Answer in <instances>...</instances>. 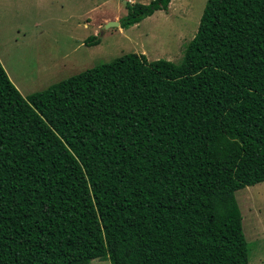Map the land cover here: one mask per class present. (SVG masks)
I'll list each match as a JSON object with an SVG mask.
<instances>
[{
    "label": "trees",
    "instance_id": "1",
    "mask_svg": "<svg viewBox=\"0 0 264 264\" xmlns=\"http://www.w3.org/2000/svg\"><path fill=\"white\" fill-rule=\"evenodd\" d=\"M263 182L264 0H207L179 64L124 54L23 97L0 63V264H248L235 194Z\"/></svg>",
    "mask_w": 264,
    "mask_h": 264
},
{
    "label": "rangeland",
    "instance_id": "2",
    "mask_svg": "<svg viewBox=\"0 0 264 264\" xmlns=\"http://www.w3.org/2000/svg\"><path fill=\"white\" fill-rule=\"evenodd\" d=\"M150 1L18 0L24 10H33L41 26L34 31L28 28L25 40L18 44L1 48L6 62L0 63L11 83L21 84L19 90L15 87L23 97L124 54L179 64L196 34L207 0H172L167 12L157 11L129 29L105 27L126 15V3ZM13 3L0 0L1 6ZM93 36L99 44L86 46L85 40ZM235 197L249 249L248 264H264V182L240 189ZM90 264L110 261L95 259Z\"/></svg>",
    "mask_w": 264,
    "mask_h": 264
},
{
    "label": "crops",
    "instance_id": "3",
    "mask_svg": "<svg viewBox=\"0 0 264 264\" xmlns=\"http://www.w3.org/2000/svg\"><path fill=\"white\" fill-rule=\"evenodd\" d=\"M17 1L18 0H10V2H14L10 4L11 6L9 4H7V6L0 5V62L2 65L5 64L6 60L4 61L5 55L1 48L9 47L13 43L18 44L19 40H25L28 28L30 31H34L35 28L41 26L40 20L34 16L33 10H30L31 13L29 10H24L23 5L21 6V4H18ZM9 11L10 14L8 16ZM13 18L16 19V21H14ZM14 84L19 90L18 85L21 84Z\"/></svg>",
    "mask_w": 264,
    "mask_h": 264
},
{
    "label": "water",
    "instance_id": "4",
    "mask_svg": "<svg viewBox=\"0 0 264 264\" xmlns=\"http://www.w3.org/2000/svg\"><path fill=\"white\" fill-rule=\"evenodd\" d=\"M105 27L106 28H109V27H119V23L118 22H110V23L106 24Z\"/></svg>",
    "mask_w": 264,
    "mask_h": 264
}]
</instances>
